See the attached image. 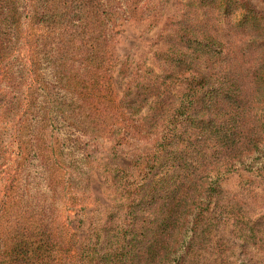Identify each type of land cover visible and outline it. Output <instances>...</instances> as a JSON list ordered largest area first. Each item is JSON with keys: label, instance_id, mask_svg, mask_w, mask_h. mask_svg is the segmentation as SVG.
Masks as SVG:
<instances>
[{"label": "trees", "instance_id": "obj_1", "mask_svg": "<svg viewBox=\"0 0 264 264\" xmlns=\"http://www.w3.org/2000/svg\"><path fill=\"white\" fill-rule=\"evenodd\" d=\"M150 3L0 0V264H183L211 233L220 182L237 170L264 182V9L178 5L159 63L122 62L117 101L121 22L154 8V26L162 3ZM110 137L134 145L139 167L111 211L87 218L91 162Z\"/></svg>", "mask_w": 264, "mask_h": 264}, {"label": "rangeland", "instance_id": "obj_2", "mask_svg": "<svg viewBox=\"0 0 264 264\" xmlns=\"http://www.w3.org/2000/svg\"><path fill=\"white\" fill-rule=\"evenodd\" d=\"M194 0H151L149 6L162 3V17L151 26L152 13L138 15L128 21H122L117 37L113 60L110 63L112 73L110 86L112 96L119 101L123 95L125 83L119 76L122 62L129 58L132 62L145 60L146 63H159L158 53L166 46V32H162L165 18L173 13L183 2ZM264 9L262 0H253ZM167 48V46H166ZM110 92L108 93V95ZM148 144L143 146L146 149ZM139 152L132 147L115 146L110 137L94 155L89 175V197L86 217L111 211L119 200L122 190L118 187L125 172L137 173ZM258 223L253 232L242 230V223ZM203 224L211 225L210 235L205 236L183 264H264V182L250 172L237 170L226 176L214 196ZM90 220L75 228L78 238L83 240L89 235Z\"/></svg>", "mask_w": 264, "mask_h": 264}]
</instances>
